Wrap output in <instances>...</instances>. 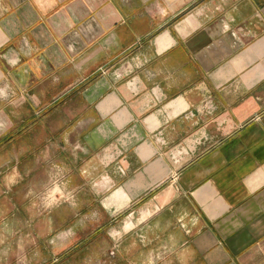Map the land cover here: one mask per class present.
Listing matches in <instances>:
<instances>
[{
	"label": "crops",
	"instance_id": "crops-1",
	"mask_svg": "<svg viewBox=\"0 0 264 264\" xmlns=\"http://www.w3.org/2000/svg\"><path fill=\"white\" fill-rule=\"evenodd\" d=\"M10 222L50 262L264 264V0H0Z\"/></svg>",
	"mask_w": 264,
	"mask_h": 264
},
{
	"label": "rangeland",
	"instance_id": "rangeland-1",
	"mask_svg": "<svg viewBox=\"0 0 264 264\" xmlns=\"http://www.w3.org/2000/svg\"><path fill=\"white\" fill-rule=\"evenodd\" d=\"M62 183L60 176L53 175L47 187L39 193L37 200L41 212L57 204L74 201L72 195L64 192ZM13 226L10 222L8 228L0 230V264H115L112 257L115 247L104 245V240L81 255H74L63 262H50L46 242L42 245L37 239L35 245L28 246V239L23 236L19 239Z\"/></svg>",
	"mask_w": 264,
	"mask_h": 264
}]
</instances>
